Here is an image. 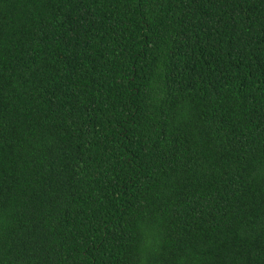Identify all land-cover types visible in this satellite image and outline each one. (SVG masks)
<instances>
[{
	"label": "trees",
	"instance_id": "1",
	"mask_svg": "<svg viewBox=\"0 0 264 264\" xmlns=\"http://www.w3.org/2000/svg\"><path fill=\"white\" fill-rule=\"evenodd\" d=\"M0 264H264V0H0Z\"/></svg>",
	"mask_w": 264,
	"mask_h": 264
}]
</instances>
